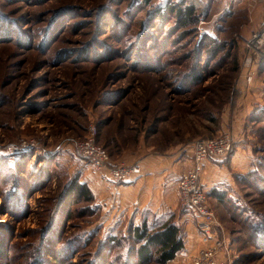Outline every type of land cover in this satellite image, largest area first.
Here are the masks:
<instances>
[{"label":"rangeland","instance_id":"obj_1","mask_svg":"<svg viewBox=\"0 0 264 264\" xmlns=\"http://www.w3.org/2000/svg\"><path fill=\"white\" fill-rule=\"evenodd\" d=\"M174 1L0 0V264H137L142 216L102 207L98 187L90 203L66 193L93 171L73 148L90 125L113 160L232 133L202 185L233 264H264V57L244 65L264 0H186L189 24L158 16ZM193 220L177 219L184 241Z\"/></svg>","mask_w":264,"mask_h":264},{"label":"built area","instance_id":"obj_2","mask_svg":"<svg viewBox=\"0 0 264 264\" xmlns=\"http://www.w3.org/2000/svg\"><path fill=\"white\" fill-rule=\"evenodd\" d=\"M190 1L195 6H202V0ZM263 46L264 29L253 32L251 38L247 40V47L253 51L245 57V66L252 65L254 59L264 57ZM250 74L251 72L249 79ZM233 144L234 135L229 131L194 139L190 146V165L178 178V206L181 211L190 213L195 219L201 243L199 248L187 255L190 264H233L229 241L208 201V192L201 183L205 161L226 158ZM73 148L78 155L90 162L95 171L105 172L116 183L132 180L141 173L137 163H112L107 149L97 142L96 128L92 125L88 127L84 138L73 141Z\"/></svg>","mask_w":264,"mask_h":264},{"label":"crops","instance_id":"obj_3","mask_svg":"<svg viewBox=\"0 0 264 264\" xmlns=\"http://www.w3.org/2000/svg\"><path fill=\"white\" fill-rule=\"evenodd\" d=\"M240 0H225L224 7L228 8L233 3ZM255 0H253L254 2ZM220 134V133H219ZM192 142V141H191ZM191 143L184 154H148L141 156L138 159L128 158L125 160H113L112 163H137L140 166V174L132 180L116 183L112 181L105 172L93 171L91 175L84 180L92 189L94 197L107 204L108 210L118 209L119 212L126 214L134 213V216L144 217L150 214L155 222H162L174 216L176 219L174 223L178 224L177 219L181 221L187 213L178 209V191L177 181L180 175L187 169L191 161ZM213 160H207L204 163L202 173L205 175L209 170L215 167ZM91 169V170H92ZM201 183L204 185L206 180L202 179ZM95 187H98V192L102 198L97 196ZM99 197V198H98ZM101 198V199H100ZM180 215V216H179ZM174 220V219H173ZM194 231H188L185 241L184 250L177 254L176 257L187 256L189 253L195 251L201 246L198 238V232L193 220ZM173 259L169 261H173ZM183 260V259H182ZM184 262V261H183Z\"/></svg>","mask_w":264,"mask_h":264},{"label":"trees","instance_id":"obj_4","mask_svg":"<svg viewBox=\"0 0 264 264\" xmlns=\"http://www.w3.org/2000/svg\"><path fill=\"white\" fill-rule=\"evenodd\" d=\"M189 1L171 2L164 9H159L158 16L170 13L179 19L181 24L194 23L198 15L195 13V7ZM66 193L69 199H74L76 203H90L94 199L92 189L79 177H75L69 182ZM210 194L218 195L214 187L210 192L208 191V195ZM132 238L137 244L133 251V257L137 264H148L153 261L163 264L181 253L185 246L180 227L170 219L162 221L153 229L150 228L146 219H143L139 225L134 226ZM109 240L115 242V237L111 236Z\"/></svg>","mask_w":264,"mask_h":264}]
</instances>
